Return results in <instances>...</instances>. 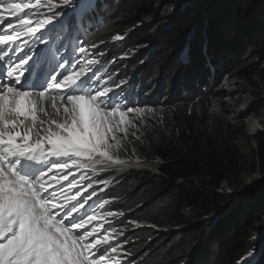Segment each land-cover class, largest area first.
Instances as JSON below:
<instances>
[{
    "label": "trees",
    "instance_id": "16d2710c",
    "mask_svg": "<svg viewBox=\"0 0 264 264\" xmlns=\"http://www.w3.org/2000/svg\"><path fill=\"white\" fill-rule=\"evenodd\" d=\"M182 1L172 4L165 24L144 21L154 17L156 0H118L89 25L86 46L97 45L92 57L103 53L98 68L116 74L109 84L130 80L123 87L135 94L138 72L141 89L150 88L145 96L152 102L156 93H168L160 104L170 110L155 132L143 128L133 140L137 155L156 162L157 170L122 175L102 193L105 207L124 212L119 222L132 264H240L253 252L259 253L255 264H264V186L227 193L229 140L220 149L203 136L210 111L203 87L238 65L228 53L239 52L245 34L258 58L252 67L264 61V13L253 3L247 8L249 0ZM138 24L126 40L112 41Z\"/></svg>",
    "mask_w": 264,
    "mask_h": 264
},
{
    "label": "snow or ice",
    "instance_id": "6c2138e0",
    "mask_svg": "<svg viewBox=\"0 0 264 264\" xmlns=\"http://www.w3.org/2000/svg\"><path fill=\"white\" fill-rule=\"evenodd\" d=\"M94 11V0H0V264H121L122 233L100 229L124 212L97 210L109 201L93 185L108 182L88 174L139 165L121 157L140 140L129 114L154 110L97 68L85 44Z\"/></svg>",
    "mask_w": 264,
    "mask_h": 264
},
{
    "label": "rangeland",
    "instance_id": "374dc122",
    "mask_svg": "<svg viewBox=\"0 0 264 264\" xmlns=\"http://www.w3.org/2000/svg\"><path fill=\"white\" fill-rule=\"evenodd\" d=\"M118 3V0H94L95 11L91 20L97 18H103V13L109 11L112 5ZM186 4V1L182 0H156L155 15L154 17H145L144 21L152 22L153 24H165L168 20V16L173 14V10L176 6L172 4ZM253 3L261 9L264 13V0H249L246 7L249 8L250 4ZM13 19L14 17H9ZM91 20L88 24H91ZM102 20V19H101ZM147 23V22H146ZM138 24L137 27L130 30L127 34L123 32L119 34L123 39L112 40L115 44L126 40V38L131 34L136 28L141 27ZM117 36V35H116ZM91 37V32L87 31L85 35L86 40ZM115 37V36H114ZM251 36L245 34L243 37V47L239 52H230L231 58L235 59L238 65L231 70L224 73L223 79L214 85L215 78L209 79V84L203 87V90L208 94V105L210 107L208 121L205 132L203 136L210 139L211 142L218 143L220 149L222 147V141L229 140L232 149V168L229 172V179L223 185V189L232 195L239 196L246 190L250 188H255L256 186H264V144H260L261 138L264 136V61H261L256 68L252 67L253 62H258V58H254L253 54L250 55V48L252 47ZM136 49L129 51L125 57H130L136 53ZM100 51L94 53L93 57H100ZM100 61V60H99ZM233 63V64H236ZM98 68V64H97ZM138 72L136 77L132 80L134 93L131 94L130 100L133 102L135 107H143L147 109L154 110V114L149 113L142 119L136 120L134 114H129V118L135 120V123L139 126V132L137 133L141 136L143 128H150L154 132L158 128V124H163L166 116L170 113L169 109L163 108L160 104L164 100V96L167 97L168 93L165 95L162 93H156L154 96V101H150L145 95L150 92L149 86H143L141 89V84L137 81ZM132 79V78H131ZM130 80L124 86L129 85ZM119 90V89H117ZM156 102V103H155ZM165 102V101H164ZM157 104L158 106H155ZM256 109V111H253ZM31 123V121H29ZM163 130L165 128L162 127ZM228 135V136H227ZM132 141L128 144L129 151L127 153L121 152V157H131L135 161L136 157H139L135 151L133 154L131 148L133 147V139L131 136L128 137ZM220 142V143H219ZM139 165L124 166L119 168H109L104 172H98L93 175L89 172V176L95 181H107V185L102 183H94V188L96 189L97 196L93 197V200L99 198L103 201L102 193L109 188L112 183L118 180L122 175L138 170H157V163L147 161L141 157ZM79 172H74L69 175L68 180H72L73 176L78 178ZM88 182L87 178L84 183ZM68 181H64L67 185ZM81 187H83L81 185ZM103 189V191H101ZM93 189H88L87 192L81 193L78 199H82L84 196L91 192ZM75 191V190H73ZM109 201V200H108ZM91 203V201H90ZM87 207V206H86ZM101 214L107 211L105 205L103 207H98L97 209ZM120 216L115 218L109 217L108 223H103L104 229L109 227V223L114 226L115 229L119 230L120 233L124 232L122 224L120 221ZM96 225L102 223L99 219L93 222ZM264 225V224H263ZM92 225H89L90 228ZM116 239L112 243H119L123 245L122 249H118L121 252L119 257L121 264H132L130 256L124 250V241H122V234L117 235L114 232ZM258 252H253L251 256L245 257L243 264H248V261H252L253 264L257 262Z\"/></svg>",
    "mask_w": 264,
    "mask_h": 264
},
{
    "label": "water",
    "instance_id": "95a60500",
    "mask_svg": "<svg viewBox=\"0 0 264 264\" xmlns=\"http://www.w3.org/2000/svg\"><path fill=\"white\" fill-rule=\"evenodd\" d=\"M244 259H245V258H244ZM244 259L240 262V264H243V262L245 261Z\"/></svg>",
    "mask_w": 264,
    "mask_h": 264
},
{
    "label": "bare ground",
    "instance_id": "6f19581e",
    "mask_svg": "<svg viewBox=\"0 0 264 264\" xmlns=\"http://www.w3.org/2000/svg\"><path fill=\"white\" fill-rule=\"evenodd\" d=\"M9 18V17H8ZM0 26H3V24L2 23H0Z\"/></svg>",
    "mask_w": 264,
    "mask_h": 264
}]
</instances>
